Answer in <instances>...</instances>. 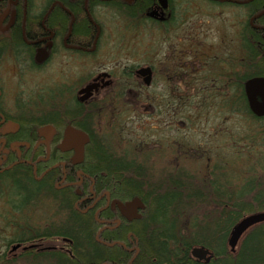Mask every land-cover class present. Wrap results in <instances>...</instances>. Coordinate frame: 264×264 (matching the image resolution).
Returning a JSON list of instances; mask_svg holds the SVG:
<instances>
[{"label":"flooded vegetation","instance_id":"1","mask_svg":"<svg viewBox=\"0 0 264 264\" xmlns=\"http://www.w3.org/2000/svg\"><path fill=\"white\" fill-rule=\"evenodd\" d=\"M224 13L230 50L213 53L194 33L175 35L177 26L194 16ZM148 32L151 39L141 40ZM240 43L248 54L242 62ZM194 45L204 49L202 56ZM195 61L198 76L216 66L214 93L230 95L220 107L238 111L239 71L247 66L253 72L243 94L248 100L251 89L261 102L264 0H0V170L31 175L35 183L27 189L67 219L64 232L45 233L12 251L13 256L52 252L82 264L77 255H93L92 238L104 255L88 264L145 261L142 233L149 229V216L139 179L140 172L152 173L140 166L138 126L127 130L126 124H137L142 113L158 119L155 129L161 128L162 137H152L154 150L148 152L152 161L169 160L180 144L170 138L175 127L171 103L192 91L202 93L191 78ZM143 70L149 74L142 75ZM178 70L182 78L174 76ZM182 144L184 149L187 142ZM170 171L161 168L157 175H174ZM126 175L139 186L127 188Z\"/></svg>","mask_w":264,"mask_h":264},{"label":"rangeland","instance_id":"2","mask_svg":"<svg viewBox=\"0 0 264 264\" xmlns=\"http://www.w3.org/2000/svg\"><path fill=\"white\" fill-rule=\"evenodd\" d=\"M228 18L229 16L227 13L215 18H211L210 16L208 18L194 16L190 18V22L186 25L184 21L183 25H180L179 27L177 26L175 35L181 37L184 36L187 31L194 33L199 37L200 41H205L213 53L217 50L221 52L224 47L227 49L229 48L230 50L233 48V45L229 44L230 32L229 26H226ZM239 20H241V17ZM239 24H241L240 21ZM219 28L221 29V32H218ZM240 32L241 27H239V35ZM150 33L151 32L144 33L141 40L145 39L149 41L152 37L149 35ZM161 38L162 34L159 35V41ZM178 39L179 38L177 37L175 43ZM176 46L179 51H182L185 48L182 43L176 44ZM200 47L194 45L192 48L198 56H202L204 53V49L202 50ZM207 54H210V52H207ZM246 58V52L243 45L240 43V62ZM208 64L210 63H207L206 65ZM178 67L179 65L175 63L174 68L177 69ZM191 68L192 81L195 82V86H200L196 88L202 93L200 95L197 92L192 91L190 97H174L173 103H171L174 113L175 127L171 132L172 136H170V138L178 143L180 142V144H175L173 146V154L169 156V160H162L161 158L163 157H155L152 161L153 155L148 152L149 150H154L152 137H162L161 128L155 129L157 128L156 125H161L158 119L152 121L148 117L149 115L142 113L140 121H138L137 124H131L129 121L126 124L127 130L133 129V126L135 125L138 126L137 135L140 136V144L138 145L137 152L141 158L140 166L147 167L152 173L149 174L151 176L145 177L148 174L140 172L141 175H144V177L140 176V180L142 179L143 182L147 183V187H144L143 193L141 194H146L147 192H154V194H157L160 189L166 190L174 184L172 176L157 175L158 170L161 168H165V170L169 169L171 170L170 172H173L174 174L179 170V173L185 176V178H181V182L186 185L184 190L187 191V193H185L187 202L181 203V206L179 207L185 209L188 208L190 213L188 217L179 220V226H182L181 229L184 232H191V230H193L192 228L197 227L198 223H201L202 225L206 218L214 219L215 216L217 217L219 210H221V204H219L221 196L218 199V195H215L211 188L212 184L215 183L219 169L222 168V176L237 178L234 183V189L237 188L236 191L240 190L239 188L242 187L243 177L246 176L245 171L249 167L250 179L260 181L261 183H263L262 181L264 179V171L261 170L264 166L259 163L264 156V126L261 125V120L255 121V119L248 118L244 113L245 110L238 112L240 106H242L241 98L238 111H228L231 110L229 106H226V108L222 106L220 107L221 103L230 102V95L227 94V96L219 97L214 93V89L218 85V82L215 81L214 77L215 71L213 72V70L216 69L215 65L210 67L211 71L207 70L206 74L201 76L196 75L200 72L198 62H193ZM239 72L248 73L247 70L241 71V69ZM252 72L253 70L250 67V74ZM174 76L182 78V71L178 70ZM242 76L243 73L240 74L239 78ZM199 80H201V84L198 85ZM34 82L37 83L38 80L36 79ZM239 84L241 85V83L238 82V89ZM172 98L170 97L171 101ZM238 100L239 96L235 98V103ZM217 132L218 134H216ZM184 141L187 142V146L183 149L182 143ZM160 153H164L163 156L165 155V151H160ZM125 178L135 179L134 176L129 175H126ZM202 183L208 184L207 186L206 184L202 186ZM200 184L202 187H199ZM218 190L220 191V189ZM228 190L230 189L228 188ZM198 191H201L204 194V199L201 201L195 195ZM229 192H231V190ZM243 199L245 202L247 200L246 196L243 197ZM29 206L30 208H28L26 212L27 218H25L28 223L27 227L30 229L28 231L27 228H25L26 233L29 234L28 236H33L34 234L42 233L43 231H62L66 228V217H64L61 211L51 202L39 199L29 204ZM23 217L25 216L23 215ZM21 219L24 221V218ZM192 222L197 224L191 225ZM11 235H13L11 229L8 230V232L4 231L3 238H8ZM1 244L2 243L0 242V245ZM0 248H3V245L0 246ZM6 254L8 255H6V258L9 260V264L55 263L52 259L45 261L43 258L34 259L29 256H27V258H17L19 253H16V255L13 256V253L10 252V246L6 249Z\"/></svg>","mask_w":264,"mask_h":264},{"label":"trees","instance_id":"3","mask_svg":"<svg viewBox=\"0 0 264 264\" xmlns=\"http://www.w3.org/2000/svg\"><path fill=\"white\" fill-rule=\"evenodd\" d=\"M245 47L246 44L244 43L243 48ZM244 50L246 55H248L247 50ZM248 67L245 70L248 71ZM249 73L250 71L248 73L243 72V76L238 77V82L241 83L238 90V108L240 106V98L242 102L238 112L245 110L244 113L248 118L255 119V121L261 120L263 123V118L254 115L249 106H247V98L243 94V85L248 80ZM259 163L264 166V156ZM261 170L264 171V168ZM245 174L242 187L236 191L237 188L234 189V183L237 178L222 176V168L218 170L215 183L212 184L211 188L214 194L218 195V199L221 196V200H219L221 210H219L217 217L215 216L214 219L206 218L202 225L201 223L192 222L191 225L197 224V227L192 228L194 231L191 230V232H184L181 229L182 226H179V220L188 217L190 213L188 208L179 207L181 203L187 202L185 198L187 191L184 190L186 185L181 182V178H185V176L179 173V170L174 175H167L172 176L174 184L166 190L160 189L157 194H154V192L143 194L148 213L145 216H149V221L147 222L149 229L148 231L143 230L142 233L143 257L146 253V259L141 264H206L191 258L190 251L195 246H203L212 252L213 257L207 264H264V221L252 225L241 236L240 241H238L239 245L235 246L233 252H231L227 243L232 228L241 219L251 215L264 214V179L263 183L250 179V167L246 169ZM141 176L144 177V175ZM148 176L151 175L148 174L145 177ZM30 179L31 175L26 176L17 169L0 170V226L2 225L0 227V242L2 243L0 246L3 245V248H0V264H9V260L6 258V249L10 245L21 244V246H24L32 240H37L39 236L45 233H47L46 236H50L53 233L43 231L33 236H28L29 234L26 233L25 228L28 231L30 230L27 227V220H25L27 218V209L31 206L29 204L40 199L36 193H31L27 189V187H30L29 185L35 183ZM139 181H141L143 189L147 187V183L143 182L142 179H139ZM124 182L127 188L139 186L133 178L125 179ZM205 184L202 183V186ZM202 186L200 184L199 187ZM228 188L231 192H229ZM195 195L200 201L204 199V194L201 191L196 192ZM245 196L247 200L244 202L243 197ZM72 216L82 225V221L78 218L75 211H73ZM21 218H24V221ZM10 229L13 235L3 238L4 231L8 232ZM60 232L64 231L55 233ZM90 242L94 245L92 247L93 255L91 256L89 252L87 253L88 255H85V253H83L84 255H77V259L82 264H88L92 260L97 261V257L99 259L101 255H104L92 238H90ZM27 256L34 259L43 258L45 261L52 259L55 261L54 264L73 263L66 256L53 254L52 252L34 254L32 251H25L18 254L17 258H27Z\"/></svg>","mask_w":264,"mask_h":264},{"label":"water","instance_id":"4","mask_svg":"<svg viewBox=\"0 0 264 264\" xmlns=\"http://www.w3.org/2000/svg\"><path fill=\"white\" fill-rule=\"evenodd\" d=\"M145 73L149 74L148 70H143L142 75ZM146 83H149V77L145 79ZM253 83L247 84L246 89H250ZM261 90H260V98L261 102H258L256 97L253 95V92L250 89V95L248 96V101H249V106L251 107L252 111L261 116L264 115V83L261 84ZM258 88V83L256 86ZM134 205H137V208L140 207L142 208V205L139 200H135L132 202ZM131 203V204H132ZM135 211V210H134ZM134 217V216H133ZM264 221V214H256V215H251L244 217L241 219L231 230L230 235L228 237V246L231 250V252L234 251V248L236 244L238 243L239 239L241 236L252 226L255 225L256 223ZM19 247V245H16L12 248V250H16ZM191 257L196 259L197 261H203L204 263H209L212 254L205 248L203 247H196L191 250Z\"/></svg>","mask_w":264,"mask_h":264}]
</instances>
